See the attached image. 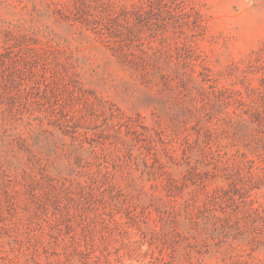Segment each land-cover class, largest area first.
<instances>
[{"label": "rangeland", "instance_id": "obj_1", "mask_svg": "<svg viewBox=\"0 0 264 264\" xmlns=\"http://www.w3.org/2000/svg\"><path fill=\"white\" fill-rule=\"evenodd\" d=\"M264 0H0V264H264Z\"/></svg>", "mask_w": 264, "mask_h": 264}, {"label": "trees", "instance_id": "obj_2", "mask_svg": "<svg viewBox=\"0 0 264 264\" xmlns=\"http://www.w3.org/2000/svg\"><path fill=\"white\" fill-rule=\"evenodd\" d=\"M260 55L264 56V48L260 51Z\"/></svg>", "mask_w": 264, "mask_h": 264}]
</instances>
